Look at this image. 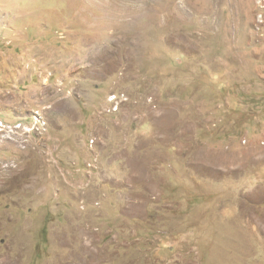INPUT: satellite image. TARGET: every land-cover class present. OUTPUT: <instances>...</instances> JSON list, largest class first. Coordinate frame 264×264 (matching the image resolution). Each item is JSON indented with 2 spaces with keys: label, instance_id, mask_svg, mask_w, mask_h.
<instances>
[{
  "label": "rangeland",
  "instance_id": "obj_1",
  "mask_svg": "<svg viewBox=\"0 0 264 264\" xmlns=\"http://www.w3.org/2000/svg\"><path fill=\"white\" fill-rule=\"evenodd\" d=\"M0 264H264V0H0Z\"/></svg>",
  "mask_w": 264,
  "mask_h": 264
}]
</instances>
